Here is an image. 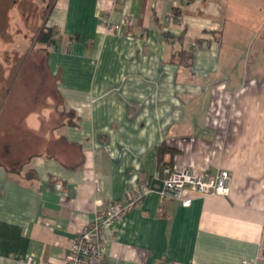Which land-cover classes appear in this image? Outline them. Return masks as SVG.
Instances as JSON below:
<instances>
[{"label":"crops","instance_id":"crops-1","mask_svg":"<svg viewBox=\"0 0 264 264\" xmlns=\"http://www.w3.org/2000/svg\"><path fill=\"white\" fill-rule=\"evenodd\" d=\"M125 14L131 37L101 26ZM46 26L58 123L43 151L0 152V264H58L143 187L106 264H264V0H55ZM161 146L175 170L228 171V195H162Z\"/></svg>","mask_w":264,"mask_h":264},{"label":"rangeland","instance_id":"rangeland-1","mask_svg":"<svg viewBox=\"0 0 264 264\" xmlns=\"http://www.w3.org/2000/svg\"><path fill=\"white\" fill-rule=\"evenodd\" d=\"M50 2L0 0V152H15L13 158L47 148L58 123L52 113L57 106L54 82L45 66L47 49L34 41Z\"/></svg>","mask_w":264,"mask_h":264},{"label":"built area","instance_id":"built-area-1","mask_svg":"<svg viewBox=\"0 0 264 264\" xmlns=\"http://www.w3.org/2000/svg\"><path fill=\"white\" fill-rule=\"evenodd\" d=\"M180 20L174 13L166 18L167 23ZM101 26L109 32H119L131 37L128 31L129 15L125 14L119 22L107 18ZM144 32H142L143 34ZM193 47H196L195 45ZM231 176L226 170L211 173L207 170L195 172L189 168L179 170L165 167L162 170V187L160 193L180 201L181 206L189 207L191 199H181L185 189L199 194L227 196ZM149 192L147 187L137 189L134 196L127 195L122 205H113L87 223L74 238L68 253L62 255L58 264H106L105 242L111 224L119 222L125 211L133 208L135 203Z\"/></svg>","mask_w":264,"mask_h":264},{"label":"trees","instance_id":"trees-1","mask_svg":"<svg viewBox=\"0 0 264 264\" xmlns=\"http://www.w3.org/2000/svg\"><path fill=\"white\" fill-rule=\"evenodd\" d=\"M54 1L55 0H51L50 5L47 4L45 14L42 17V24H41V26H40L39 30L37 31L36 36L34 38V41L36 43L46 46V49H47L46 58L49 54V50L53 48V46H54V44H55V42L59 36L53 28L46 26V21H47V18L49 16V13L51 11V8L53 6ZM164 36H166V34H164ZM3 53H4L3 51H0V56ZM164 153L172 154L174 152L172 149H170L168 147H165V148L163 146L159 147L157 158H158V169H159V173H160L161 178H162L163 168L169 167L172 169L171 161H169V162L163 161L162 158L164 157L163 156ZM262 255L264 256V247L262 248Z\"/></svg>","mask_w":264,"mask_h":264},{"label":"water","instance_id":"water-1","mask_svg":"<svg viewBox=\"0 0 264 264\" xmlns=\"http://www.w3.org/2000/svg\"><path fill=\"white\" fill-rule=\"evenodd\" d=\"M154 184H157L159 186V190H161V187H162V182L161 181H153Z\"/></svg>","mask_w":264,"mask_h":264}]
</instances>
